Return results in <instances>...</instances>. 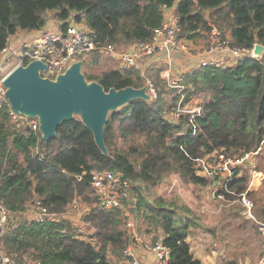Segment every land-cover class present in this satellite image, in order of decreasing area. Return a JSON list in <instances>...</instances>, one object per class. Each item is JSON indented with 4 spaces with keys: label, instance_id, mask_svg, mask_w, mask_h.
Listing matches in <instances>:
<instances>
[{
    "label": "trees",
    "instance_id": "trees-1",
    "mask_svg": "<svg viewBox=\"0 0 264 264\" xmlns=\"http://www.w3.org/2000/svg\"><path fill=\"white\" fill-rule=\"evenodd\" d=\"M172 6L182 38L195 41L215 25L230 35L234 47L248 53L230 66L187 70L180 94L166 92L165 80L157 75L155 99H132L108 113L103 130L107 155L78 116L61 122L55 137L45 140L27 122L13 119L7 105L0 107V204L8 211L0 247L15 264H114L111 257H123L128 244L124 213L95 205L93 171L122 172L131 180V208L140 227L159 232V241L170 251L167 264H204L187 240L193 217L160 197L149 201L147 195L172 173L187 184L212 185L196 173V159L216 152L240 156L260 148L255 164L241 167L227 189L218 183L213 188L215 198L222 194L228 202L247 191L255 203V218L264 223V195L248 191L250 171H264V52L250 54L255 44L264 46V0H0V50L19 31L43 29L50 12L63 31L72 21L84 22L99 46L118 49L148 42L162 25L164 10ZM79 60L85 69L96 65L98 56ZM82 73L105 91L146 84L137 67ZM181 96L182 103L195 98L202 102V113L193 123L187 116L179 125L167 118ZM36 199L52 213H61L76 200L85 202L90 206L85 219L95 234L83 240L69 220L28 217L25 212Z\"/></svg>",
    "mask_w": 264,
    "mask_h": 264
},
{
    "label": "built area",
    "instance_id": "built-area-1",
    "mask_svg": "<svg viewBox=\"0 0 264 264\" xmlns=\"http://www.w3.org/2000/svg\"><path fill=\"white\" fill-rule=\"evenodd\" d=\"M191 42L180 36V25L175 14L174 6L164 10V20L160 27L154 29L152 38L148 42L137 41L129 45L126 49L118 50L113 45L99 46L89 34L85 24L70 22L67 28L63 30L41 29L35 33L31 39L20 44L16 49L11 45L10 38L7 39V45L0 50V107L7 105L10 108L6 98V88L4 80L6 76L16 67L25 66L29 62L39 61L45 65V69L40 70L42 77L55 79L59 74H62L70 66L71 63L79 60L80 57L88 53L96 55L106 53L110 57L117 60L120 68L137 67L141 74L150 66L162 53L169 55L171 62L175 56L186 52L188 43ZM190 44V43H189ZM217 51H226L229 54L233 63L248 52L234 47L231 44V38L217 26L212 25L208 33L207 44L201 52L197 53L199 60L192 62L189 69L215 65L223 66L218 62L210 59V56ZM253 56L252 50L250 51ZM7 62H13L12 66L4 72ZM170 62V63H171ZM184 73L179 72L173 85L170 88L175 89L176 93L180 94L184 89L183 84ZM146 92L155 99L158 95L156 85L146 78ZM183 97L177 101L176 106L171 109L167 118L176 124H182L184 116L188 117L190 123L193 119L202 113V102L195 98L186 103H182ZM10 114L13 119L22 121L21 116L25 119L24 122L33 129L38 130V120L28 118L24 115L14 113L10 108ZM195 132V126L193 125ZM258 151L244 153L240 156H225L223 153H213L210 156H205L196 159V173L213 181L212 186L218 183V186L227 189V184L235 175L240 173L241 167L253 166L252 160L258 154ZM131 180L124 176L122 172L112 171H93L91 173V188L95 198V205L102 209H120L129 217L128 209L132 207L134 197L131 195ZM215 195V193H214ZM218 198L224 199L222 194ZM237 201L244 208L245 213L250 218H254L253 203L247 196V191L242 193ZM87 205V204H86ZM69 206V205H68ZM66 206L61 213H52L45 207L40 200H34L29 206V216L36 221H43L48 218L51 220L66 219L72 222L78 237L83 240H89L95 232L96 228L90 221L69 217V212ZM89 206V205H88ZM8 211L0 204V229H2L7 221ZM128 228L132 227L131 218L127 223ZM132 229V228H131ZM259 232L264 240V223H259ZM135 240H139L134 235ZM134 244H127L122 250L123 256L127 259L124 264H140L137 253L133 247ZM142 250L149 253L158 264H167L170 256L169 248L162 244L161 241L154 243H140ZM0 264H15L0 247ZM230 264H248L245 262H236ZM259 264H264V253L259 261Z\"/></svg>",
    "mask_w": 264,
    "mask_h": 264
},
{
    "label": "rangeland",
    "instance_id": "rangeland-1",
    "mask_svg": "<svg viewBox=\"0 0 264 264\" xmlns=\"http://www.w3.org/2000/svg\"><path fill=\"white\" fill-rule=\"evenodd\" d=\"M81 23L84 24V22ZM225 35H227V33H225ZM207 38L208 33L205 37H199L195 41L189 42L190 44L188 43L186 52H182L175 56L169 64L161 62V64H158L159 66H148V68L143 71V77L149 79L153 83L158 77L161 80H165L166 87L168 86L167 88L165 87V91H170L172 88H170L169 85H173L177 74L179 72L185 73L188 70V60L197 59L194 62L198 61L199 57H197V53L205 48ZM20 44L21 42L15 41V48L18 49ZM126 48L127 47L119 46L118 50ZM92 54L93 53H88L87 56L90 57ZM217 54L219 56L212 57V60L221 65L229 62L228 59H230V57L228 52L217 51L216 55ZM97 56L98 62L96 65H90L85 69H81V71L98 73L103 70L119 67L117 60L106 53ZM226 56L228 59H225ZM12 64L13 62H7L4 72L7 71ZM160 69L167 70V74L162 71L161 75H163V78L159 76ZM78 115H80V113H78ZM21 118L24 122L25 119L22 116ZM252 161V165H254L255 159L253 158ZM263 167L264 164H262V168ZM261 175H263L261 187L259 186L255 190L252 189L253 191L261 190L262 193H258V196L264 195V171L261 172ZM256 177L258 180V175H256ZM214 193L215 189L211 184L207 186L187 184L181 181L176 174L172 173L166 175L157 185L151 187L147 199L153 201L160 197L168 203H173L176 210L181 212L182 215L193 217L195 225L189 227L190 235L188 241L194 256L198 254L200 256L210 257L215 264H230L240 261H247L248 264H257L264 251L258 229L260 222L255 218L254 213L252 214L254 218L247 216L244 208L237 200L228 202L224 199L215 198ZM131 195L133 196L134 193L131 192ZM250 199L254 209L255 203L251 197ZM186 208L189 209V213L191 214L184 212ZM66 210L69 212V217L77 218L78 220L82 219V217L87 214L90 210V206L86 205L85 202L76 200L72 202ZM127 212L130 215L129 217L123 212V229L126 232L128 244L140 245L141 243L143 245V243H154L155 241H159L158 231L149 225L143 228L140 227V219L138 220L136 218V214L133 212L132 208L128 209ZM29 213V209H27L25 215L29 216ZM130 218L132 229L127 226ZM134 235L139 240H135ZM111 258L114 264H124L127 260L124 256L122 258Z\"/></svg>",
    "mask_w": 264,
    "mask_h": 264
},
{
    "label": "water",
    "instance_id": "water-1",
    "mask_svg": "<svg viewBox=\"0 0 264 264\" xmlns=\"http://www.w3.org/2000/svg\"><path fill=\"white\" fill-rule=\"evenodd\" d=\"M263 52V45H254L253 56L258 57ZM42 69L45 65L39 61L18 66L6 76L4 86L11 110L28 118H37L38 131L45 140L55 137L61 122L78 116L92 132L97 147L107 155L103 130L108 113L132 99L152 100L146 86L105 91L99 83L87 82L81 71V60L71 63L55 79L42 77Z\"/></svg>",
    "mask_w": 264,
    "mask_h": 264
},
{
    "label": "crops",
    "instance_id": "crops-1",
    "mask_svg": "<svg viewBox=\"0 0 264 264\" xmlns=\"http://www.w3.org/2000/svg\"><path fill=\"white\" fill-rule=\"evenodd\" d=\"M45 28L46 29H51V30H54V31L60 30L59 23H58L57 19L53 16V13L51 14V12L49 13V19H48V21H47V23H46V25L44 26L43 29H45ZM37 32H38V30H36V31H19L18 33H16L15 35L10 37L11 45L13 44L15 46V41L16 42H21V44L28 42L31 39V37ZM227 36L230 37L229 34H227ZM216 56H219V55L218 54L216 55V53H215V54H212L210 56V58L212 59V57H216ZM225 59H228V57L226 56ZM195 60H197V59L188 60V64L191 65L192 62H194ZM228 61H229L228 63L223 64V65L227 66L230 63L234 62V60H231V59H228ZM161 62H163L164 64H169L171 62L170 56L169 55H165L164 53H162V55H160V57H158L150 66H153V65L159 66L158 64H161ZM162 71L166 72V74H167V70L160 69V75L159 76H161L163 78V75H161ZM256 175H258V180L257 181H255V176ZM262 180H263V175H261L260 171H250V183H249V186H248V191H253L256 188H258L259 186L261 187V181ZM260 237H261V240H262V245L264 246V240H263V236H262L261 233H260ZM133 247H134L135 252L137 253V256L139 258L140 264H158L149 253H147L146 251L142 250L141 245H139V244L135 245L134 244ZM263 253H264V251H263ZM195 257L199 258L204 264H215V263H213V261L211 260L210 257L200 256L198 254H196ZM242 262H245V261H242ZM257 264H259V261H258Z\"/></svg>",
    "mask_w": 264,
    "mask_h": 264
},
{
    "label": "bare ground",
    "instance_id": "bare-ground-1",
    "mask_svg": "<svg viewBox=\"0 0 264 264\" xmlns=\"http://www.w3.org/2000/svg\"><path fill=\"white\" fill-rule=\"evenodd\" d=\"M214 59V58H213ZM257 180V177H255V181ZM27 263V262H26Z\"/></svg>",
    "mask_w": 264,
    "mask_h": 264
}]
</instances>
